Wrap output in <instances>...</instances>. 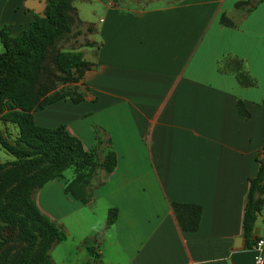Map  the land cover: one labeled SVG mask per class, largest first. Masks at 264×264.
<instances>
[{
	"label": "crops",
	"instance_id": "1",
	"mask_svg": "<svg viewBox=\"0 0 264 264\" xmlns=\"http://www.w3.org/2000/svg\"><path fill=\"white\" fill-rule=\"evenodd\" d=\"M77 1L87 42L60 49H79L89 63L70 82L81 98L56 99L33 119L63 122L97 159L111 147L116 163L108 174L95 168L84 202L64 190L72 174L34 190L65 232L48 257L78 264L91 249L94 264H230V251L243 248L248 178L264 145V0H100L96 22L80 17ZM45 2L0 0V29L15 36ZM0 152V161L12 159ZM172 201L200 205L195 230L179 227ZM109 207L115 219L104 226ZM253 234L264 241V203Z\"/></svg>",
	"mask_w": 264,
	"mask_h": 264
},
{
	"label": "trees",
	"instance_id": "2",
	"mask_svg": "<svg viewBox=\"0 0 264 264\" xmlns=\"http://www.w3.org/2000/svg\"><path fill=\"white\" fill-rule=\"evenodd\" d=\"M73 0H46L42 14H33L29 25L15 36L0 29V121L11 123L15 128L12 141L0 137V146L12 159L0 161V264H54L47 250L55 242L65 238L62 227L42 212L33 200L34 190L47 180L61 175L62 170L72 166L71 178L64 183V190L81 202L85 201V185L91 178L93 168L101 167L105 174L116 163L115 151L108 147L100 159L93 149H84L80 140L71 134L63 122L53 126L37 124L33 111L60 98L78 100L80 92L72 89L53 91L40 82L48 46L67 33L72 23ZM238 0L235 7L248 3ZM223 24L231 21L221 13ZM55 71L61 79L75 81L89 63L79 49H53L49 55ZM230 69L241 81L248 75L239 60L230 59ZM75 91V92H74ZM241 117L247 116L242 102L236 100ZM257 168L248 178L241 228L243 248H251L257 237L253 224L264 203V145L256 155ZM171 206L182 230H195L199 220L200 205L194 202L172 201ZM115 207H109L104 226L115 219ZM78 264H94L97 255Z\"/></svg>",
	"mask_w": 264,
	"mask_h": 264
},
{
	"label": "rangeland",
	"instance_id": "3",
	"mask_svg": "<svg viewBox=\"0 0 264 264\" xmlns=\"http://www.w3.org/2000/svg\"><path fill=\"white\" fill-rule=\"evenodd\" d=\"M76 3H77V8L80 11L81 18L87 19L91 22H96L98 16L101 14L100 12L102 9V7H100V3H101L100 0H86V1L80 0V1H77ZM72 17H73V20H72V23L70 24L69 31L63 34L62 36H60L54 42L53 46H48L47 48L48 56L44 60L45 66H44L43 71H41V74H40V82L45 83L48 86V88H50L46 91V94H49L50 92H52L53 91L52 89H57V88L60 89V87L62 91L72 89L70 88L71 87L70 85H73L70 83L71 81H65L61 79L60 78L61 73L55 71L49 59V55L53 51L54 48L58 49V48H64L67 46H73L77 42L82 41L83 39H85V42H87L86 38L84 37H87L88 33L85 31L84 27L81 26V24L75 20L74 12H72ZM88 28L90 27L88 26ZM2 49L3 48L0 43V50ZM14 136H15L14 126L11 123H8V122L2 123L0 121V137H2L5 140L12 141ZM1 155L2 154L0 152V159H1ZM72 173H73L72 166H68L62 170L63 176H69ZM95 173H96L95 168H93L91 172V177L95 175Z\"/></svg>",
	"mask_w": 264,
	"mask_h": 264
},
{
	"label": "water",
	"instance_id": "4",
	"mask_svg": "<svg viewBox=\"0 0 264 264\" xmlns=\"http://www.w3.org/2000/svg\"><path fill=\"white\" fill-rule=\"evenodd\" d=\"M257 254V249L251 248H238L230 251L229 263L230 264H254V259Z\"/></svg>",
	"mask_w": 264,
	"mask_h": 264
},
{
	"label": "built area",
	"instance_id": "5",
	"mask_svg": "<svg viewBox=\"0 0 264 264\" xmlns=\"http://www.w3.org/2000/svg\"><path fill=\"white\" fill-rule=\"evenodd\" d=\"M257 249V254L254 259V264H263L264 263V241L261 238H257L255 240V244L253 246Z\"/></svg>",
	"mask_w": 264,
	"mask_h": 264
}]
</instances>
